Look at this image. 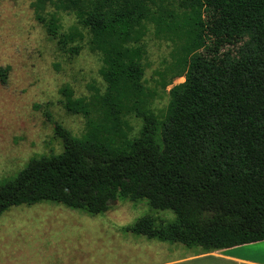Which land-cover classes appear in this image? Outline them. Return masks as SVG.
<instances>
[{"label":"trees","instance_id":"trees-1","mask_svg":"<svg viewBox=\"0 0 264 264\" xmlns=\"http://www.w3.org/2000/svg\"><path fill=\"white\" fill-rule=\"evenodd\" d=\"M35 6L61 51L79 55L87 45L100 55L105 90L85 98L62 88L65 110L85 119V131L77 137L47 113L63 151L0 180V216L50 202L96 217L117 200L146 201L176 219L147 215L125 232L202 252L264 241V0ZM62 13L75 17L67 30ZM151 26L173 45L162 89L185 79L170 90L164 116L145 79ZM9 70L0 68L3 84ZM130 118L142 122L136 134Z\"/></svg>","mask_w":264,"mask_h":264},{"label":"rangeland","instance_id":"rangeland-1","mask_svg":"<svg viewBox=\"0 0 264 264\" xmlns=\"http://www.w3.org/2000/svg\"><path fill=\"white\" fill-rule=\"evenodd\" d=\"M35 4L36 0H0V68L10 67L7 82L0 81V180L15 177L33 157L63 151L47 113L73 135H83L85 119L67 113L62 88L85 98L105 90L100 55L87 45L79 55L61 51L38 19ZM60 17L65 30L75 24L73 15ZM145 44L146 84L158 91L154 110L164 116L170 90L185 79L177 78L162 89L159 74L172 61L173 45L156 38L153 26ZM129 122L133 133H138L141 120L130 118ZM147 215L176 219L171 211L153 209L146 201L117 200L109 212L96 217L50 202L12 207L0 216V264H148L150 252L144 254L139 247L186 249L124 231Z\"/></svg>","mask_w":264,"mask_h":264},{"label":"crops","instance_id":"crops-1","mask_svg":"<svg viewBox=\"0 0 264 264\" xmlns=\"http://www.w3.org/2000/svg\"><path fill=\"white\" fill-rule=\"evenodd\" d=\"M137 250L144 254L150 252L148 264H264V241L209 252L172 249L165 245Z\"/></svg>","mask_w":264,"mask_h":264}]
</instances>
